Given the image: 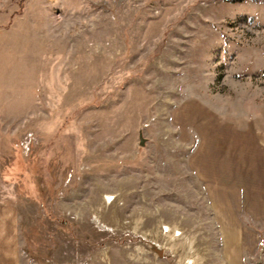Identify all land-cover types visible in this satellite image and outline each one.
<instances>
[{
  "label": "rangeland",
  "instance_id": "rangeland-1",
  "mask_svg": "<svg viewBox=\"0 0 264 264\" xmlns=\"http://www.w3.org/2000/svg\"><path fill=\"white\" fill-rule=\"evenodd\" d=\"M0 264H264V0H0Z\"/></svg>",
  "mask_w": 264,
  "mask_h": 264
}]
</instances>
